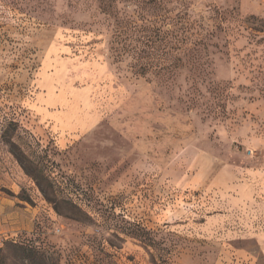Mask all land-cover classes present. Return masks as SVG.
Here are the masks:
<instances>
[{
    "label": "rangeland",
    "instance_id": "374dc122",
    "mask_svg": "<svg viewBox=\"0 0 264 264\" xmlns=\"http://www.w3.org/2000/svg\"><path fill=\"white\" fill-rule=\"evenodd\" d=\"M226 170L264 179V0H0V264H264Z\"/></svg>",
    "mask_w": 264,
    "mask_h": 264
},
{
    "label": "crops",
    "instance_id": "0c3cea01",
    "mask_svg": "<svg viewBox=\"0 0 264 264\" xmlns=\"http://www.w3.org/2000/svg\"><path fill=\"white\" fill-rule=\"evenodd\" d=\"M236 183V176L232 175L229 170H226V173L214 182V186L216 185L218 187H222V191L216 192V196L218 199H222L223 211L222 213H217L214 215V217H212L211 221H213V223H217L219 221L226 223V220L231 217L233 211L237 212L236 209L247 204L253 206L255 196H258L261 189L264 191V179L260 176L251 177L250 180L243 179L237 186L235 185ZM261 207H263V205ZM5 211L6 209L4 202L0 200V245H2V240H5L9 233L6 230L2 220V216H4ZM254 212L256 215V220L260 221V218L264 215V208ZM211 223L212 222H209V226ZM228 237H230V233H226L225 227L222 236L223 241L220 244L222 248L230 246L229 241H226ZM224 253L226 256V249H224L223 254ZM219 264L224 263L223 261H220Z\"/></svg>",
    "mask_w": 264,
    "mask_h": 264
},
{
    "label": "trees",
    "instance_id": "16d2710c",
    "mask_svg": "<svg viewBox=\"0 0 264 264\" xmlns=\"http://www.w3.org/2000/svg\"><path fill=\"white\" fill-rule=\"evenodd\" d=\"M12 247H14L15 250L29 251L28 248H25L23 246H18L13 244Z\"/></svg>",
    "mask_w": 264,
    "mask_h": 264
}]
</instances>
